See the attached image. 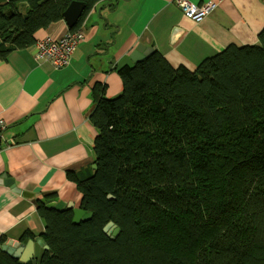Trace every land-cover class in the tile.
Returning <instances> with one entry per match:
<instances>
[{
  "label": "trees",
  "instance_id": "16d2710c",
  "mask_svg": "<svg viewBox=\"0 0 264 264\" xmlns=\"http://www.w3.org/2000/svg\"><path fill=\"white\" fill-rule=\"evenodd\" d=\"M75 1L86 5L77 30L104 0L0 4V54L33 47ZM259 42L195 71L154 51L118 70L117 96L95 87L94 163L66 171L93 216L75 224L72 210L46 208L56 194L38 200L41 264H264V30ZM0 264L21 263L0 253Z\"/></svg>",
  "mask_w": 264,
  "mask_h": 264
},
{
  "label": "crops",
  "instance_id": "0c3cea01",
  "mask_svg": "<svg viewBox=\"0 0 264 264\" xmlns=\"http://www.w3.org/2000/svg\"><path fill=\"white\" fill-rule=\"evenodd\" d=\"M189 1H213L217 8L196 23L174 0L99 2L83 20L86 39L64 69L37 61L34 46L0 54V120L6 124L0 140V239L20 240L32 232L28 239L40 240L45 221L38 200L46 194L80 208L82 195L66 171L94 163V89L105 85L107 97L120 94L118 70L145 57L140 45L158 51L173 68L195 71L230 45L260 44L264 0ZM66 31L60 21L36 38ZM4 175L31 197L6 186Z\"/></svg>",
  "mask_w": 264,
  "mask_h": 264
},
{
  "label": "water",
  "instance_id": "95a60500",
  "mask_svg": "<svg viewBox=\"0 0 264 264\" xmlns=\"http://www.w3.org/2000/svg\"><path fill=\"white\" fill-rule=\"evenodd\" d=\"M14 0H0V4L10 3ZM45 2V0H40V4ZM86 10V5L82 2H72L67 10L63 14V20L66 25L73 29L75 28L80 20L83 18L84 12ZM1 43V41H0ZM258 46L260 44H257ZM143 48V49H142ZM138 51L144 56H148L154 53L152 49H145L143 45L138 47ZM96 168V165L94 166ZM3 183L10 187L15 193L22 194L25 197H31L27 192H23L18 189L15 181L13 179L7 178L6 175L2 176ZM46 208L49 210H57V211H69L72 210L73 213V223L79 224L81 222H87L92 219V213L86 212L81 208L75 207L73 203H63L56 201H47ZM104 232L108 236L116 237L120 233V229L113 223L110 222L104 228ZM49 247L46 246L42 239H24V240H14L8 239L6 243L2 244L0 242V253H5L11 256L13 259L19 261L21 264H41L43 257L47 252H49Z\"/></svg>",
  "mask_w": 264,
  "mask_h": 264
},
{
  "label": "built area",
  "instance_id": "2783aa9c",
  "mask_svg": "<svg viewBox=\"0 0 264 264\" xmlns=\"http://www.w3.org/2000/svg\"><path fill=\"white\" fill-rule=\"evenodd\" d=\"M174 3L196 23H201L216 8L217 3L209 1L207 3L197 5L189 0H174ZM67 31L62 35H47L44 38L37 39L35 48V59L37 61H47L52 64L55 69L66 68L75 54L78 45L86 39L85 31L82 26L77 30H71L65 23L61 21ZM6 124L0 120V140Z\"/></svg>",
  "mask_w": 264,
  "mask_h": 264
},
{
  "label": "rangeland",
  "instance_id": "374dc122",
  "mask_svg": "<svg viewBox=\"0 0 264 264\" xmlns=\"http://www.w3.org/2000/svg\"><path fill=\"white\" fill-rule=\"evenodd\" d=\"M202 62H203V61H202ZM202 62H201V63H202ZM201 63H199V64H201Z\"/></svg>",
  "mask_w": 264,
  "mask_h": 264
}]
</instances>
